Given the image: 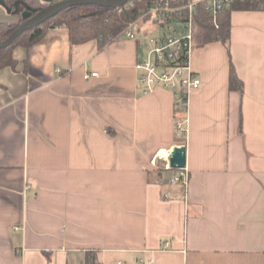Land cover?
<instances>
[{
	"label": "crops",
	"instance_id": "1",
	"mask_svg": "<svg viewBox=\"0 0 264 264\" xmlns=\"http://www.w3.org/2000/svg\"><path fill=\"white\" fill-rule=\"evenodd\" d=\"M33 5L0 0V24ZM156 30L102 48L52 29L0 71V264H264V11L232 14L243 93L228 89L224 46L196 45L184 141L174 94L138 83ZM178 146L187 187L154 165Z\"/></svg>",
	"mask_w": 264,
	"mask_h": 264
},
{
	"label": "built area",
	"instance_id": "2",
	"mask_svg": "<svg viewBox=\"0 0 264 264\" xmlns=\"http://www.w3.org/2000/svg\"><path fill=\"white\" fill-rule=\"evenodd\" d=\"M58 2L66 0H56ZM234 0H156L151 7L132 22L120 35L136 39V27L145 21H151L156 27L162 28L163 33L151 37L146 47L145 57L138 61V83L145 95L158 89L169 90L174 94L175 112L178 118L176 130L180 139L187 138L188 111L191 96L202 87L201 77L192 67V56L196 47L197 18L206 12L215 27L219 28L218 15L221 10ZM103 41V38H101ZM108 42L114 37L108 36ZM98 73L85 75V80L97 78ZM172 151L166 157L158 155L154 160H164L163 168L172 171L170 158ZM188 172L177 170L172 184L182 183L187 187ZM150 263H154L153 260ZM137 264H145L140 259Z\"/></svg>",
	"mask_w": 264,
	"mask_h": 264
},
{
	"label": "trees",
	"instance_id": "3",
	"mask_svg": "<svg viewBox=\"0 0 264 264\" xmlns=\"http://www.w3.org/2000/svg\"><path fill=\"white\" fill-rule=\"evenodd\" d=\"M155 1L132 0L118 9H108L93 5L69 8L42 26L25 32L11 46L0 49V71L6 68L15 69L17 65L14 58L15 49L19 47L32 48L40 43L48 31L52 29L66 28L70 33L73 45L98 40L103 48L108 43V36L120 37L127 27L146 12ZM6 4L12 5V2H6ZM33 6L34 12L37 13L48 5ZM237 11H264V0H234L219 13V28L215 27L206 12H202L197 18L196 45L206 47L217 43L224 46L229 56L228 89L243 93L244 83L238 77L230 52L231 18L232 14ZM26 20L22 21V24ZM19 26L7 23L0 24V41H6ZM101 38H103V41ZM164 171L165 169L162 168L160 172ZM172 171L177 172V170Z\"/></svg>",
	"mask_w": 264,
	"mask_h": 264
},
{
	"label": "water",
	"instance_id": "4",
	"mask_svg": "<svg viewBox=\"0 0 264 264\" xmlns=\"http://www.w3.org/2000/svg\"><path fill=\"white\" fill-rule=\"evenodd\" d=\"M131 1L132 0H66L56 3L54 0H43L48 6L29 16V18L20 25L6 41H0V49H5L11 46L25 32L42 26L69 8L93 5L108 9H118L127 5ZM186 153L185 146H178L172 150L170 166L173 170H182L186 168Z\"/></svg>",
	"mask_w": 264,
	"mask_h": 264
},
{
	"label": "rangeland",
	"instance_id": "5",
	"mask_svg": "<svg viewBox=\"0 0 264 264\" xmlns=\"http://www.w3.org/2000/svg\"><path fill=\"white\" fill-rule=\"evenodd\" d=\"M162 31H163L162 28H158V27H157L156 33L153 35V37L159 36L161 33H163ZM157 33H158V34H157ZM182 141H184V139H182ZM159 163H160V162H159ZM159 163H158V165H159ZM160 166L163 167V165H161V163H160ZM169 173H170V175H172V174H176L177 172H176V171H171V172H169Z\"/></svg>",
	"mask_w": 264,
	"mask_h": 264
},
{
	"label": "bare ground",
	"instance_id": "6",
	"mask_svg": "<svg viewBox=\"0 0 264 264\" xmlns=\"http://www.w3.org/2000/svg\"><path fill=\"white\" fill-rule=\"evenodd\" d=\"M167 154H168L167 152L163 151V152L160 153V156H162V157H166Z\"/></svg>",
	"mask_w": 264,
	"mask_h": 264
}]
</instances>
